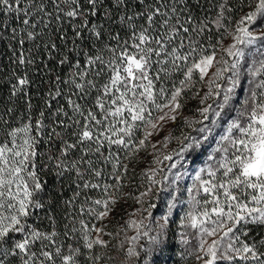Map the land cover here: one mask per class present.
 Here are the masks:
<instances>
[{"label": "snow or ice", "instance_id": "snow-or-ice-1", "mask_svg": "<svg viewBox=\"0 0 264 264\" xmlns=\"http://www.w3.org/2000/svg\"><path fill=\"white\" fill-rule=\"evenodd\" d=\"M3 41L0 264H264V0H0Z\"/></svg>", "mask_w": 264, "mask_h": 264}, {"label": "trees", "instance_id": "trees-1", "mask_svg": "<svg viewBox=\"0 0 264 264\" xmlns=\"http://www.w3.org/2000/svg\"><path fill=\"white\" fill-rule=\"evenodd\" d=\"M16 65L13 63L12 60V53L10 49L7 46V42L3 41L0 42V109H2L5 105L12 106L9 104V94L11 89V83H9V78L13 76V71L15 70ZM22 71V70H21ZM35 79L37 83H39V74H35ZM14 82V81H13ZM32 93L35 95L36 93V87L33 86ZM34 102H38L35 101ZM189 108H194L193 105L190 103ZM175 146V145H174ZM146 154H141L140 157L136 160H133L129 165V177H135L134 180H126L125 184L127 185L123 191L125 193H128L131 191L133 195H138L139 191H142L144 187H146V182L142 181L141 177V171L146 170L148 167H156V165H149V161L146 159ZM199 166V162L196 165ZM160 176H157V179H159ZM185 184L187 183V180L185 179ZM136 185H142L138 190L135 187ZM126 208L127 211L130 213L135 208L139 207L138 204H135L134 201L128 200L126 204H118L117 205V211L120 210V208ZM183 214V206H181L180 210L176 214V219L178 220L179 216ZM129 217L128 216H121L116 215L115 219L112 221V223L109 224L108 230L110 231H116L121 224H123ZM135 218V217H132ZM175 228V225H173ZM129 234H134L131 229H129ZM182 250L181 246L177 244L173 252L166 253L165 255H170L171 259L167 261V264H190L194 260L192 258H188L187 261H182L180 257V251Z\"/></svg>", "mask_w": 264, "mask_h": 264}, {"label": "rangeland", "instance_id": "rangeland-1", "mask_svg": "<svg viewBox=\"0 0 264 264\" xmlns=\"http://www.w3.org/2000/svg\"><path fill=\"white\" fill-rule=\"evenodd\" d=\"M191 104L193 105V107L195 106V102H191ZM176 134L178 135L179 133L177 132ZM173 146H174V142H173ZM149 151H151V150H149ZM146 159L149 161L151 159V156L150 155H147V158ZM186 180H187V183L186 184H190L191 183L190 179L186 178ZM190 264H196V262L193 261Z\"/></svg>", "mask_w": 264, "mask_h": 264}]
</instances>
